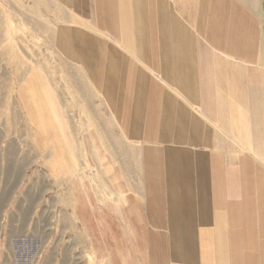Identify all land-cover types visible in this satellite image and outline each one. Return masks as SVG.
Returning a JSON list of instances; mask_svg holds the SVG:
<instances>
[{"label": "crops", "instance_id": "0c3cea01", "mask_svg": "<svg viewBox=\"0 0 264 264\" xmlns=\"http://www.w3.org/2000/svg\"><path fill=\"white\" fill-rule=\"evenodd\" d=\"M53 3L54 50L83 78L19 90L71 199L42 244L61 254L37 263L264 264L261 1Z\"/></svg>", "mask_w": 264, "mask_h": 264}, {"label": "rangeland", "instance_id": "374dc122", "mask_svg": "<svg viewBox=\"0 0 264 264\" xmlns=\"http://www.w3.org/2000/svg\"><path fill=\"white\" fill-rule=\"evenodd\" d=\"M260 1L264 24V0ZM59 11L53 0H0V264H40L36 257L44 248L54 251L51 257L56 260L61 254L58 247L42 244L62 237L57 229L61 213L68 212L63 202L71 199L59 197L67 190V180L61 186L52 183V143L35 133L19 95L32 74H37L48 100L55 87L52 79L83 78L54 50L52 33L60 24ZM69 90L73 89L62 83V94L68 96ZM64 123L67 126L68 120H56L58 131L64 130ZM77 162L84 165L76 168ZM72 164L79 173L91 169L85 161ZM67 171L68 167L66 176ZM61 222L68 225L67 219Z\"/></svg>", "mask_w": 264, "mask_h": 264}]
</instances>
